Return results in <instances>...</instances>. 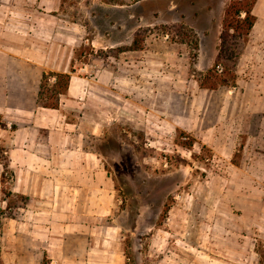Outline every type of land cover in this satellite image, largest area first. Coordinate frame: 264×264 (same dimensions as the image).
<instances>
[{"label": "crops", "instance_id": "1", "mask_svg": "<svg viewBox=\"0 0 264 264\" xmlns=\"http://www.w3.org/2000/svg\"><path fill=\"white\" fill-rule=\"evenodd\" d=\"M153 2L82 0L71 5L66 0H0V148L10 174L3 183L0 163L1 264H42L45 258L49 264H66L70 255L76 264H86L96 246L117 242V232L110 229L119 227L109 220L116 201H124L112 176L120 156L106 144L115 132L120 134L115 140L130 136L124 125L143 128L147 139L154 141L188 134L219 162L239 144L240 134L230 139L228 126H248L244 164L231 162L212 171L202 183L201 207L205 213L213 209L211 214L229 212V207L241 210L247 214L248 227L254 222L264 231V225L253 220L256 213L255 217L264 215V151L253 150L264 148V86H244L239 93L201 89L190 71L185 45L167 40L157 46L148 39L144 49L109 57L111 61L96 71L90 63L75 59L87 31L66 15L78 8L83 14L104 15L98 28L115 30L116 36L100 33V44L104 50L119 49L132 47L140 28L157 23ZM174 6L167 7L168 15ZM212 13L189 20L184 14L164 25L181 24L196 32L199 49L193 68L198 72L210 70L219 54L224 18L214 29L208 15ZM136 15L145 23L132 21ZM258 25L257 21L249 43ZM129 31L132 36L126 39ZM94 39L92 46L99 42ZM240 71L241 60L238 76ZM44 74H70L57 109L37 103ZM254 97L257 104L250 101ZM132 155L139 158L137 150ZM3 190L10 196L4 197ZM17 196L27 198L22 207L12 206L11 198ZM183 202H176L170 214ZM230 234L236 241L243 237ZM157 236L153 234V241ZM256 236L264 238L263 233Z\"/></svg>", "mask_w": 264, "mask_h": 264}, {"label": "rangeland", "instance_id": "2", "mask_svg": "<svg viewBox=\"0 0 264 264\" xmlns=\"http://www.w3.org/2000/svg\"><path fill=\"white\" fill-rule=\"evenodd\" d=\"M66 1L71 5H78L82 0ZM153 1L150 7L157 9L155 15L157 23L150 28H140L136 32V38L143 39L138 50L145 48L148 39H151L153 44L156 42L157 46H160L159 42L164 40L168 43H176L179 47L185 45L183 49L191 59L190 71L196 80L199 79L200 73L207 71L198 72L193 68L198 57V50L192 44L195 36L198 39L196 32L192 30L193 34L187 39L189 44H180L177 41L181 32L175 29H164V25L184 14L189 20L202 17L209 10H213V13L208 15H212L214 29H216L218 22L224 18L226 7L232 0ZM173 4L175 5L174 13L168 15L167 7H172ZM254 13L258 17L259 25L256 36L251 39V44L245 47L240 58L241 71L240 76L237 75V86L223 87L232 93H239V89L244 86L255 88L264 86V39L261 38L264 31V0H259ZM103 17L102 14L80 13L79 8L75 14L66 15V19L77 21L86 27L84 42L78 47L75 59L90 63V69L93 71L108 64L111 61L108 60L109 57L115 58L121 52L132 49L131 46L108 50L102 48L100 44L102 37L100 39L98 36L100 33L116 36L115 30L106 31L98 28L104 24ZM112 17L114 20L117 15ZM127 17L128 15L125 16V20ZM136 20L141 21V24L146 21V19L140 20L139 15H136L132 21ZM149 21L154 22L153 17ZM222 25L223 22L221 33ZM131 36L132 31H129L126 39H130ZM94 38L99 42H95L92 46L91 40ZM195 53L197 57L194 59ZM219 68V73H223L224 66ZM50 78L46 84L52 86V81L56 79ZM250 101L258 103L255 97ZM256 112L258 110H255ZM228 127L230 139L234 138L235 133L240 134L239 144L232 149L233 151L231 150L232 154L227 155V158L223 157L220 162L214 159L211 150L195 145L191 136L185 133H180L170 141H154L147 139L149 137L145 135L143 128L139 130L130 125H124L123 129L130 134L129 137L119 141L114 138L120 134L115 132L114 137L110 136L106 144L107 149L120 156L115 168L112 169V176L118 188V195L124 200L116 201V210L110 215L109 220L111 226L119 227V231L110 229L117 232L114 237L118 240L109 244L108 247L96 246L95 250L86 256V264H264V238L260 239L256 236L264 234V231L254 222L252 227H248L247 214L233 207H229V212L215 214L209 213L213 210L211 208L206 213L202 211L201 201H205V197L201 198L205 185L202 183L206 182L211 172L218 171L220 168L225 169L231 162L236 165L244 164V150L246 152L245 144L249 128L248 126L239 128L232 123ZM133 150H137L139 158L132 155ZM253 150L264 151V148L253 147ZM7 162L4 150L0 148V163L4 165ZM148 169L151 171L148 172ZM5 176L10 178L7 172ZM8 182L6 187L9 186ZM4 197H6L5 194ZM136 197H141L145 201H137ZM180 201L186 202L170 214V209ZM11 202L12 206L17 208L23 205V201L17 197L11 198ZM141 211H143L142 216H140ZM257 215H253V220L264 225V215L255 217ZM234 232L240 233L243 237L236 241L234 234H230ZM153 234L158 235L155 241H153ZM70 257L72 260L67 261L66 264H76L73 261L74 255Z\"/></svg>", "mask_w": 264, "mask_h": 264}, {"label": "trees", "instance_id": "3", "mask_svg": "<svg viewBox=\"0 0 264 264\" xmlns=\"http://www.w3.org/2000/svg\"><path fill=\"white\" fill-rule=\"evenodd\" d=\"M258 1L259 0H232L226 7L217 61L209 71L200 73V78L197 80L201 89L216 91L223 87L230 88L237 86L236 70L242 53L250 41V35L254 26L258 21L257 16L254 14ZM167 28L181 32L178 35V43L189 44L187 39L193 34L191 29L181 24L164 27V29ZM142 40L143 39L136 38L132 49L138 50ZM192 44L195 46V49L198 50L199 44L196 36ZM196 57L197 53H195L193 58L195 59ZM220 66H224L223 73H219ZM49 77H54L56 79L52 86L46 84ZM70 79V74H44L37 101L38 105L44 108L57 109L60 105V96L65 94L68 90ZM2 128L3 122L0 117V129ZM3 166L4 174L2 176V181L5 183V173L8 171V162ZM3 193L5 196L9 195V193L6 194V190H3ZM17 198H20L24 203L27 201L25 197L17 196ZM42 264H49L48 259L45 258Z\"/></svg>", "mask_w": 264, "mask_h": 264}, {"label": "built area", "instance_id": "4", "mask_svg": "<svg viewBox=\"0 0 264 264\" xmlns=\"http://www.w3.org/2000/svg\"><path fill=\"white\" fill-rule=\"evenodd\" d=\"M219 71H220V68H219Z\"/></svg>", "mask_w": 264, "mask_h": 264}]
</instances>
